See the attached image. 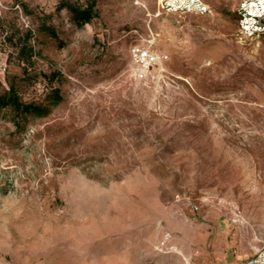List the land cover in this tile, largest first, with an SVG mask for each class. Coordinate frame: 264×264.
I'll return each mask as SVG.
<instances>
[{"label": "rangeland", "instance_id": "1", "mask_svg": "<svg viewBox=\"0 0 264 264\" xmlns=\"http://www.w3.org/2000/svg\"><path fill=\"white\" fill-rule=\"evenodd\" d=\"M1 1L0 94L61 101L0 109V264H243L264 245V37L239 32L241 0H65L94 4L81 26L62 0ZM134 44L168 57L144 81Z\"/></svg>", "mask_w": 264, "mask_h": 264}, {"label": "built area", "instance_id": "2", "mask_svg": "<svg viewBox=\"0 0 264 264\" xmlns=\"http://www.w3.org/2000/svg\"><path fill=\"white\" fill-rule=\"evenodd\" d=\"M167 12L194 13L203 15L208 11L202 0H161ZM4 6L0 0V15ZM21 18L22 12L18 5ZM237 27L246 38L264 37V0H241L236 9ZM133 73L137 80L144 81L167 61V55L157 53L151 45H131L128 51ZM243 264H264V245Z\"/></svg>", "mask_w": 264, "mask_h": 264}, {"label": "trees", "instance_id": "3", "mask_svg": "<svg viewBox=\"0 0 264 264\" xmlns=\"http://www.w3.org/2000/svg\"><path fill=\"white\" fill-rule=\"evenodd\" d=\"M58 10H66L70 15L72 22L76 26H81L83 24H88L92 19L96 17V11L94 9V4H86L84 6H77L71 4L68 1L62 0L59 2ZM48 30V29H43ZM53 36V34L51 35ZM31 48H21L18 51L19 58L29 59L32 57ZM48 78V77H47ZM48 105L56 106L60 103L61 97L56 89H53L48 97L45 99ZM48 105L39 103H26L23 102L13 85L8 87L6 92L0 94V109L10 108L18 116L26 118L27 116H33L35 118H44L49 114Z\"/></svg>", "mask_w": 264, "mask_h": 264}]
</instances>
